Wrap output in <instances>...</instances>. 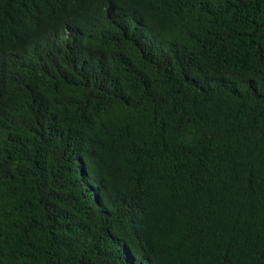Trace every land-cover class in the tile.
Listing matches in <instances>:
<instances>
[{"label": "trees", "instance_id": "trees-1", "mask_svg": "<svg viewBox=\"0 0 264 264\" xmlns=\"http://www.w3.org/2000/svg\"><path fill=\"white\" fill-rule=\"evenodd\" d=\"M0 264H264V0H0Z\"/></svg>", "mask_w": 264, "mask_h": 264}]
</instances>
